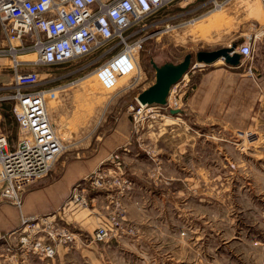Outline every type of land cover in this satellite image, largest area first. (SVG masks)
Here are the masks:
<instances>
[{"label":"rangeland","instance_id":"rangeland-1","mask_svg":"<svg viewBox=\"0 0 264 264\" xmlns=\"http://www.w3.org/2000/svg\"><path fill=\"white\" fill-rule=\"evenodd\" d=\"M225 1L221 8L211 9L202 0L191 3L173 0L147 18L149 27L138 32L139 36H146L137 54L140 75L135 79H120L113 91L104 90L90 70H76L81 62L18 66L20 72L32 69L39 73L40 84L33 86L34 89L53 88L47 94L49 114L63 150L42 179L44 183L54 179L66 162L88 156L122 122L144 148L146 153L138 147L140 154H153L154 160L160 157L161 164L165 156L177 154V160L184 165V178H180L189 190L174 195L178 203L164 201L159 208L162 215L154 209L153 227L145 237L112 241L110 248H106L108 258H104L103 264H264V80L250 73L253 95H249L247 85L238 84L225 88L218 96L222 101L237 103L244 111L247 102L253 110L247 125H242V110L238 121L241 126L197 127L189 111L190 104L198 97L199 77L216 64L228 66L222 60L191 67L170 87L169 107L145 105L137 113L141 104L137 100L139 93L154 82L153 65L176 64L185 54H190L194 62L197 51L227 47L239 42L242 33L254 34L252 56L260 63L255 65V70H264V39L259 29L264 22V0ZM155 21L168 27L163 26L159 34L153 35ZM3 38L0 32V44H4ZM34 59L32 54L17 57L20 61ZM242 61L239 60L241 65L236 68H223L247 71L246 60ZM0 62L9 65L13 75L11 61L0 58ZM13 84L14 76L0 84L4 88L0 89V101H7V106L12 101L2 96L12 93ZM174 100L177 106H173ZM168 109H178L179 113L172 115ZM23 135L20 130L18 135L9 134L10 145ZM178 150L182 153L178 154ZM115 151L120 155L121 149ZM159 162L153 161V167H159ZM120 171L124 175L122 160ZM54 220L59 222L57 218Z\"/></svg>","mask_w":264,"mask_h":264},{"label":"built area","instance_id":"built-area-1","mask_svg":"<svg viewBox=\"0 0 264 264\" xmlns=\"http://www.w3.org/2000/svg\"><path fill=\"white\" fill-rule=\"evenodd\" d=\"M171 1L0 0V32L4 36L0 58L9 59L14 72L12 93L2 97L12 101L13 116L24 133L13 147L0 133V200L20 207L25 192L48 175L63 150L59 132L49 114L47 94L53 88L34 89L33 86L40 84L39 73L32 69L20 72L18 66L81 62L76 70H90L104 90L113 91L120 79H135L140 75L137 54L146 36L141 37L138 32L149 27L147 18ZM202 1L211 9H219L226 2ZM159 24V21L153 22V35L159 34L163 26L168 27V24ZM253 38L254 34H246L243 42L235 46L241 59H250ZM29 54L35 55V59L17 60L18 56ZM169 105L166 97L160 107ZM177 105L174 100L173 106ZM144 107L140 104L137 113ZM120 170V155L114 151L71 187L64 202V207L83 209L89 206L90 192H106L113 209L92 231L89 236L92 241L103 242L109 237L133 233L122 221L121 197L131 185ZM53 218L54 215L24 218L20 227L7 234L13 239L0 249V256L16 258L17 254H29L43 261L54 260L58 246L76 244V233L72 227Z\"/></svg>","mask_w":264,"mask_h":264},{"label":"crops","instance_id":"crops-1","mask_svg":"<svg viewBox=\"0 0 264 264\" xmlns=\"http://www.w3.org/2000/svg\"><path fill=\"white\" fill-rule=\"evenodd\" d=\"M259 27L260 32L264 35V22ZM242 35L236 45L243 42L246 34L242 33ZM245 62L248 66L247 71H244L245 69H242V72L226 70L223 68V64H216L211 70L204 72L199 77L196 93L198 97L189 106V111H192V113L190 112L192 118L198 123L197 127L200 125L220 126L221 124L226 127L241 126L238 123L239 111H242L243 108L239 109L237 103H232L231 100L222 101L218 96L225 88H230L231 85L236 87L238 84L247 85L249 95H253V78H250L249 74L258 75L259 79L264 80V70L256 72L255 65L260 63H258L257 58L253 60L252 52L250 59ZM252 63L253 67L251 66ZM10 71L9 65L0 62V84H5L10 80L13 76ZM227 93L229 94L230 91ZM6 103L8 102L5 100L0 101V128L3 129V132L0 131V133L7 137L10 144L12 138H9L8 135L12 132L18 135L19 126L13 116L12 105L7 106ZM247 104L246 102L244 114L240 115L243 119L242 125H247L252 119L253 110ZM151 142L149 144L153 143ZM14 145L12 143L10 146L13 147ZM138 147L145 152L144 148L138 145L136 139L132 138V130L130 131L125 122H122L120 126L118 124L116 129L106 135L88 156L66 162L58 175L49 183H44L42 180L40 183L31 186L25 192L20 207L8 201L0 200V249H3L9 240L13 239L7 234L20 227L24 218L28 217L57 212L54 217L61 224L72 227L76 233V244L71 247L58 246L57 256L50 262L43 260L39 262L24 254H17L16 258L9 255L0 256V264H103L102 262L105 263L104 258H108L106 248H110L112 241H118L119 238L123 237L135 239L145 237L147 230H151L150 227H153L154 209L157 211L156 214L162 215L159 208L164 204L163 202L178 203L174 195H183L189 190V187L184 184V179L180 178L184 176L182 172L184 165H181L182 162L177 160V154L165 156L161 164L159 162L160 157L154 160L153 154H140ZM116 149H121L120 157L123 163V172L131 185V189L121 197L124 205L122 221L128 228L133 229V233L109 237L103 242H95L89 236L100 223L106 220V215L113 209V204L106 192H90L88 194V208L64 207V202L71 187L102 164ZM177 153L181 154L182 152L178 150ZM153 161H158L160 166L153 167ZM198 168L200 167L198 166ZM197 174L199 175V173ZM172 175L173 177H171ZM197 184L199 194V182Z\"/></svg>","mask_w":264,"mask_h":264},{"label":"water","instance_id":"water-1","mask_svg":"<svg viewBox=\"0 0 264 264\" xmlns=\"http://www.w3.org/2000/svg\"><path fill=\"white\" fill-rule=\"evenodd\" d=\"M235 44L227 47H220L209 51H197L194 55V62L190 54H185L182 60L176 64L166 63L154 68V82L147 89L139 93L137 100L143 105H158L165 103L170 87L178 82L183 75L198 64L211 65L218 59L230 67L237 66L241 55L235 51ZM170 114L179 113L178 109H169Z\"/></svg>","mask_w":264,"mask_h":264},{"label":"bare ground","instance_id":"bare-ground-1","mask_svg":"<svg viewBox=\"0 0 264 264\" xmlns=\"http://www.w3.org/2000/svg\"><path fill=\"white\" fill-rule=\"evenodd\" d=\"M24 56H25V55H24ZM219 60H220V59H218L217 61H219ZM169 92H170V89H169ZM169 92H168V95H167V97H168V96H170V95H169ZM168 98H169V97H168ZM142 105H143V104H142Z\"/></svg>","mask_w":264,"mask_h":264},{"label":"trees","instance_id":"trees-1","mask_svg":"<svg viewBox=\"0 0 264 264\" xmlns=\"http://www.w3.org/2000/svg\"><path fill=\"white\" fill-rule=\"evenodd\" d=\"M234 44H236V42H234Z\"/></svg>","mask_w":264,"mask_h":264}]
</instances>
